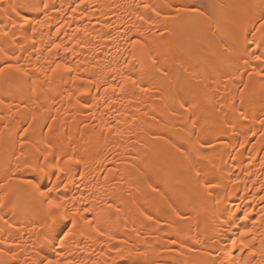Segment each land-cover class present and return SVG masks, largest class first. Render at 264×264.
<instances>
[{"label": "bare ground", "instance_id": "6f19581e", "mask_svg": "<svg viewBox=\"0 0 264 264\" xmlns=\"http://www.w3.org/2000/svg\"><path fill=\"white\" fill-rule=\"evenodd\" d=\"M256 3L0 0V264H264Z\"/></svg>", "mask_w": 264, "mask_h": 264}, {"label": "snow or ice", "instance_id": "6c2138e0", "mask_svg": "<svg viewBox=\"0 0 264 264\" xmlns=\"http://www.w3.org/2000/svg\"><path fill=\"white\" fill-rule=\"evenodd\" d=\"M145 7H147V5H145ZM256 7L264 9V0H257ZM262 27H264V25H262ZM138 43H139V41H133V45L134 46L136 44H138ZM53 47L54 48H59L60 45L59 44H54ZM257 59H260V57H257ZM5 70L20 71V69L18 67L14 66V65H11V64L6 65L5 68H0V73H3ZM58 70H63L64 72H71L72 71L71 68L66 67L65 65H62L60 63H57L56 66L51 69V71L53 73H56ZM36 83H38V81L34 80L33 84H36ZM51 191H52V189H49V192H51ZM261 199L264 200V197H262ZM48 203L52 207H58L56 202L53 201V200H49ZM85 211H88V209H85ZM76 214L79 215L80 213L77 212ZM73 223H75V220H73ZM251 232H252V229H246L245 231L241 232V236L248 235ZM233 244H235V241H233ZM241 246H242V248H247L248 247V245L244 244L243 242H241ZM45 264H59V261L48 260V261L45 262ZM245 264H247V261L245 262Z\"/></svg>", "mask_w": 264, "mask_h": 264}]
</instances>
